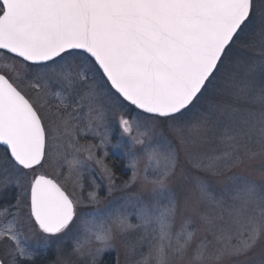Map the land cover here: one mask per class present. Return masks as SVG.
<instances>
[{"label":"snow or ice","instance_id":"snow-or-ice-1","mask_svg":"<svg viewBox=\"0 0 264 264\" xmlns=\"http://www.w3.org/2000/svg\"><path fill=\"white\" fill-rule=\"evenodd\" d=\"M0 264H264V0H0Z\"/></svg>","mask_w":264,"mask_h":264},{"label":"rangeland","instance_id":"rangeland-1","mask_svg":"<svg viewBox=\"0 0 264 264\" xmlns=\"http://www.w3.org/2000/svg\"><path fill=\"white\" fill-rule=\"evenodd\" d=\"M113 162L117 165L116 171L119 175L122 176V178H127L128 175H130V171L126 168V161L122 158L113 157ZM103 194V193H101ZM115 256V253H110L108 256V259H112V257Z\"/></svg>","mask_w":264,"mask_h":264}]
</instances>
